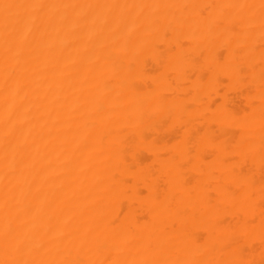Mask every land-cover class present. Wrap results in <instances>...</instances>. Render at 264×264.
Returning <instances> with one entry per match:
<instances>
[{
	"label": "bare ground",
	"instance_id": "obj_1",
	"mask_svg": "<svg viewBox=\"0 0 264 264\" xmlns=\"http://www.w3.org/2000/svg\"><path fill=\"white\" fill-rule=\"evenodd\" d=\"M0 264H264V0H0Z\"/></svg>",
	"mask_w": 264,
	"mask_h": 264
}]
</instances>
